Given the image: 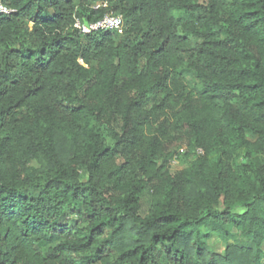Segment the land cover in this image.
I'll use <instances>...</instances> for the list:
<instances>
[{
    "label": "trees",
    "instance_id": "16d2710c",
    "mask_svg": "<svg viewBox=\"0 0 264 264\" xmlns=\"http://www.w3.org/2000/svg\"><path fill=\"white\" fill-rule=\"evenodd\" d=\"M2 2L0 264H264V0Z\"/></svg>",
    "mask_w": 264,
    "mask_h": 264
},
{
    "label": "rangeland",
    "instance_id": "374dc122",
    "mask_svg": "<svg viewBox=\"0 0 264 264\" xmlns=\"http://www.w3.org/2000/svg\"><path fill=\"white\" fill-rule=\"evenodd\" d=\"M189 80L193 85H196L198 80L195 77L194 74L189 75ZM105 135L107 137V140L109 143H112L111 138L108 136L107 131L105 130ZM200 151L197 152L190 151L187 145L181 144L180 148H176L175 155L170 159V169L174 172H181L184 169H186L192 161L196 158ZM83 207L82 204L78 205L77 208H71L66 212V214L62 217L61 225L68 226V229L70 230L69 234L65 237H62L59 232L54 233L53 235L48 237V242L46 244H42L39 249L47 254L51 247L57 245L60 241H62L66 237H72L77 232V230H80L85 226V220L83 217ZM228 232L229 236L227 238L221 236V234L217 232H212L210 226H203L202 232L206 234V243L208 252H211L209 255V258L212 263H214L215 257H221V255L224 254V251L229 244H236V245H246L250 243L251 240L246 239L242 234L241 231L238 229L233 228L232 226H228ZM110 230L107 229L105 231V234L109 232ZM210 234V235H208ZM190 250L194 251V244L191 239L188 241V246H190ZM106 252L111 253L110 250L107 248ZM112 254V253H111Z\"/></svg>",
    "mask_w": 264,
    "mask_h": 264
},
{
    "label": "built area",
    "instance_id": "2783aa9c",
    "mask_svg": "<svg viewBox=\"0 0 264 264\" xmlns=\"http://www.w3.org/2000/svg\"><path fill=\"white\" fill-rule=\"evenodd\" d=\"M100 5H97L99 7ZM12 10L3 4L0 0V13L9 14ZM75 26L81 29L84 33H92L100 30H117L123 31L124 18L121 14H106L102 19L92 22L90 24H83L80 20H77Z\"/></svg>",
    "mask_w": 264,
    "mask_h": 264
}]
</instances>
